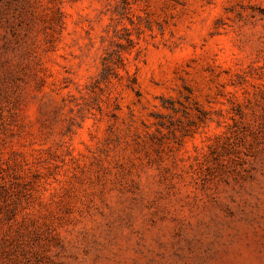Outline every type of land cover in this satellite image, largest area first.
I'll return each instance as SVG.
<instances>
[{"label":"rangeland","instance_id":"obj_1","mask_svg":"<svg viewBox=\"0 0 264 264\" xmlns=\"http://www.w3.org/2000/svg\"><path fill=\"white\" fill-rule=\"evenodd\" d=\"M0 264H264V0H0Z\"/></svg>","mask_w":264,"mask_h":264}]
</instances>
